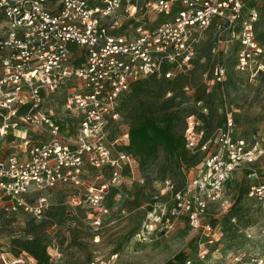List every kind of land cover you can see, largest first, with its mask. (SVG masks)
I'll use <instances>...</instances> for the list:
<instances>
[{"label": "built area", "instance_id": "1", "mask_svg": "<svg viewBox=\"0 0 264 264\" xmlns=\"http://www.w3.org/2000/svg\"><path fill=\"white\" fill-rule=\"evenodd\" d=\"M263 8L264 0H0V209L42 220L51 208L43 193L70 186L79 191L78 204L84 201L93 218H102L110 190L139 165L125 149L129 132L108 138L123 98L152 76L190 75L212 32L219 48L238 46L236 71H250L264 56L256 36ZM150 11L157 15L154 25ZM215 75L222 84L226 69L217 68ZM62 93V114H57L52 104ZM198 108L208 115L202 100ZM221 110L214 140H205L200 115L186 119V149L206 155L182 188L165 181L155 199L167 200L156 202L143 236H167L184 220L197 236L198 258L264 264V253L235 246L227 257L222 254V220L236 205L228 199L230 183L264 151L249 149L236 133L225 95ZM91 170L102 182L87 179ZM247 177V196L257 203L262 221L258 238L251 228L246 235L264 239V177L256 170ZM213 207L215 216L209 212ZM230 221L240 227L236 215ZM0 264L38 262L28 252L0 249Z\"/></svg>", "mask_w": 264, "mask_h": 264}, {"label": "rangeland", "instance_id": "2", "mask_svg": "<svg viewBox=\"0 0 264 264\" xmlns=\"http://www.w3.org/2000/svg\"><path fill=\"white\" fill-rule=\"evenodd\" d=\"M261 13L256 36L264 47V8ZM149 17L152 24L157 15L150 11ZM237 55V45L219 48L213 32L207 34L188 80H152L136 91L132 89L123 98L120 118L109 127V140L122 138L143 117L160 120L167 115L176 116L175 131L182 135L187 127L186 119L191 115L201 116L199 100L208 107L204 121L209 140H214L222 119L221 105L225 95L235 114L236 133L247 141L249 149L258 146L264 151V56L253 69L242 73L236 71ZM220 67L226 69L222 84L215 75ZM65 96L66 93L54 96L52 105L57 114H62ZM205 155L206 152L200 153L193 166L178 165L163 147L159 148L152 163L142 167L138 161V167L126 171L120 185L110 190L103 204L108 212L100 219L89 214L84 201L78 204L79 191L70 186H58L43 193L51 208L42 220L0 209V249L15 253L21 250L25 240L36 238L49 256L48 263L42 264H165L179 253L186 254L192 264H229L230 260L224 258H198L197 236L184 220L167 236H143L145 222L156 202L167 200L155 199L165 181L172 180L178 189L182 188ZM253 170L264 177V154L256 164L244 166L230 183L228 199L233 204L236 202L233 211L240 227L227 218L222 220V254L226 257L227 250L233 246L248 254L264 253V239H257L262 218L257 203L247 196L250 183L247 174ZM88 175L91 183L102 182L97 179V171L91 170ZM209 212L215 216L218 210L213 207ZM250 228L256 239L251 240L246 235Z\"/></svg>", "mask_w": 264, "mask_h": 264}, {"label": "trees", "instance_id": "3", "mask_svg": "<svg viewBox=\"0 0 264 264\" xmlns=\"http://www.w3.org/2000/svg\"><path fill=\"white\" fill-rule=\"evenodd\" d=\"M189 76L190 75L178 78L176 80H188ZM157 79L160 78L157 76H152L147 80L141 81L133 87V90L136 91L150 81ZM200 117L204 123V128L206 129L205 140L207 141L209 138L207 134V128L205 126L204 115L201 114ZM176 121L175 115H167L160 120L150 117H143L140 123L132 128L131 131H129L130 145L125 148L126 151L132 153L134 157L140 162L142 167H146L157 158L159 148L161 147L166 150L169 157H171L178 165L187 163L189 166H193L195 163H197L196 160L199 154H191L186 149L184 133L182 135H178L175 131ZM201 161L202 159L200 162ZM199 164L200 163H198V165ZM233 210L234 208L232 209L230 215L226 216L225 218L230 220L232 216H235ZM23 251L32 255L37 260L38 264H42L43 262L48 263L49 261L47 249L42 246L36 238L25 240L21 250L16 251L14 254L19 255ZM187 260L186 254L179 253L174 259H170L165 264H186Z\"/></svg>", "mask_w": 264, "mask_h": 264}]
</instances>
